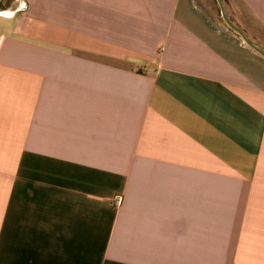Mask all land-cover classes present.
<instances>
[{
    "label": "crops",
    "instance_id": "crops-1",
    "mask_svg": "<svg viewBox=\"0 0 264 264\" xmlns=\"http://www.w3.org/2000/svg\"><path fill=\"white\" fill-rule=\"evenodd\" d=\"M214 1H0V264H264V57Z\"/></svg>",
    "mask_w": 264,
    "mask_h": 264
},
{
    "label": "water",
    "instance_id": "water-1",
    "mask_svg": "<svg viewBox=\"0 0 264 264\" xmlns=\"http://www.w3.org/2000/svg\"><path fill=\"white\" fill-rule=\"evenodd\" d=\"M1 1V0H0ZM218 8H219V12H220V17L222 19V21L224 22V24L230 29L232 30L235 34H237L242 41L248 46L250 47L252 50H254L255 52H257L259 55L264 57V51H262L260 48H258L256 45H254L253 43H251L243 34V32L237 28L236 26H234L229 19L226 17L225 11H224V7L223 4L221 2V0H215Z\"/></svg>",
    "mask_w": 264,
    "mask_h": 264
},
{
    "label": "built area",
    "instance_id": "built-area-1",
    "mask_svg": "<svg viewBox=\"0 0 264 264\" xmlns=\"http://www.w3.org/2000/svg\"><path fill=\"white\" fill-rule=\"evenodd\" d=\"M122 203V198L120 196H117L113 199V204L115 206H119Z\"/></svg>",
    "mask_w": 264,
    "mask_h": 264
},
{
    "label": "rangeland",
    "instance_id": "rangeland-1",
    "mask_svg": "<svg viewBox=\"0 0 264 264\" xmlns=\"http://www.w3.org/2000/svg\"><path fill=\"white\" fill-rule=\"evenodd\" d=\"M215 2V1H214ZM216 4V3H215ZM217 17L220 18V15H219V10L217 9ZM221 19V18H220Z\"/></svg>",
    "mask_w": 264,
    "mask_h": 264
},
{
    "label": "snow or ice",
    "instance_id": "snow-or-ice-1",
    "mask_svg": "<svg viewBox=\"0 0 264 264\" xmlns=\"http://www.w3.org/2000/svg\"><path fill=\"white\" fill-rule=\"evenodd\" d=\"M0 15H10V13H0Z\"/></svg>",
    "mask_w": 264,
    "mask_h": 264
}]
</instances>
